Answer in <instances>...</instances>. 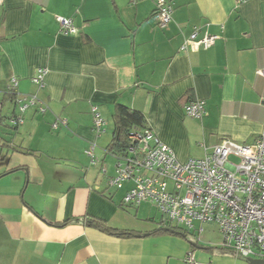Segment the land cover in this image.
I'll list each match as a JSON object with an SVG mask.
<instances>
[{"label": "crops", "instance_id": "crops-1", "mask_svg": "<svg viewBox=\"0 0 264 264\" xmlns=\"http://www.w3.org/2000/svg\"><path fill=\"white\" fill-rule=\"evenodd\" d=\"M166 1L172 20L163 29L156 0L0 3V264H188V253L195 264H247L222 247L216 226L200 235L165 228L153 205H123L130 184L107 182L116 105L142 113L180 162L204 158L223 139L252 145L264 134V0ZM56 17L77 33H62ZM195 28L220 39L183 50ZM39 69L41 87L32 83ZM11 78L16 93L47 106L29 109L16 127ZM193 100L205 103L199 119L184 113ZM56 119L67 126L53 129Z\"/></svg>", "mask_w": 264, "mask_h": 264}, {"label": "built area", "instance_id": "built-area-1", "mask_svg": "<svg viewBox=\"0 0 264 264\" xmlns=\"http://www.w3.org/2000/svg\"><path fill=\"white\" fill-rule=\"evenodd\" d=\"M139 1L131 0V3ZM171 13L172 8L166 0H156L153 14L158 28L163 29L171 22ZM56 20L62 33H77L70 19L56 17ZM219 39L218 35L200 33L195 28L182 49H207ZM44 75L45 69H39L32 83L41 87ZM17 86L18 81L11 78L7 89L18 112L11 120L15 127L23 123V115L29 109L40 113L47 111V106L37 96L16 93ZM92 112L94 130L101 133L104 121L95 109ZM184 113L194 119L203 117L206 113L204 101L188 102ZM59 126L66 127L67 120L56 119L52 128ZM128 140L129 147L124 155L109 153L115 164L108 185L116 189L131 185L124 194L123 205H153L165 228L195 231L200 235L204 225H214L221 235L222 247L243 259L264 260V134L252 145L223 139L204 158L185 162H180L150 128H133ZM94 149L95 146L90 145L85 150L92 166L97 163ZM230 157L237 161H229ZM101 172L107 175L106 168H101ZM185 260L195 264L191 253Z\"/></svg>", "mask_w": 264, "mask_h": 264}, {"label": "trees", "instance_id": "trees-1", "mask_svg": "<svg viewBox=\"0 0 264 264\" xmlns=\"http://www.w3.org/2000/svg\"><path fill=\"white\" fill-rule=\"evenodd\" d=\"M12 98V97H11ZM13 99V98H12ZM113 134L108 146V153L118 156L124 155L129 147L128 135L133 128L144 129L145 119L142 113L131 110L122 105H116L112 115ZM89 226L111 236L128 237L130 234L110 229L101 221L91 220Z\"/></svg>", "mask_w": 264, "mask_h": 264}, {"label": "rangeland", "instance_id": "rangeland-1", "mask_svg": "<svg viewBox=\"0 0 264 264\" xmlns=\"http://www.w3.org/2000/svg\"><path fill=\"white\" fill-rule=\"evenodd\" d=\"M229 161H231V162H236L237 161V159L236 158H233V157H230L229 158ZM114 164H115V159H113V158H111V159H108V160H106L105 161V165L107 166V170H108V176H111V173H113V167H114ZM115 189V188H114ZM112 191H114L113 190V188H112ZM149 206H151L150 204H149ZM148 206V207H149ZM152 207V206H151ZM157 213H158V216H159V218H161V215H160V213L157 211ZM218 234V233H217ZM247 262V261H246ZM247 264H249L248 262H247Z\"/></svg>", "mask_w": 264, "mask_h": 264}, {"label": "water", "instance_id": "water-1", "mask_svg": "<svg viewBox=\"0 0 264 264\" xmlns=\"http://www.w3.org/2000/svg\"><path fill=\"white\" fill-rule=\"evenodd\" d=\"M250 264H264V260L248 259Z\"/></svg>", "mask_w": 264, "mask_h": 264}]
</instances>
